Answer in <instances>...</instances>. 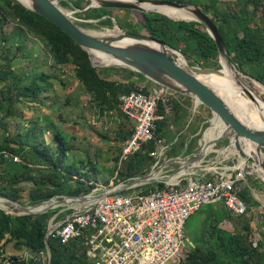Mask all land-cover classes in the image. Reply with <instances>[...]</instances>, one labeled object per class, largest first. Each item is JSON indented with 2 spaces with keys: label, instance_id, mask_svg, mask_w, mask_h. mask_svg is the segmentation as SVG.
<instances>
[{
  "label": "trees",
  "instance_id": "obj_1",
  "mask_svg": "<svg viewBox=\"0 0 264 264\" xmlns=\"http://www.w3.org/2000/svg\"><path fill=\"white\" fill-rule=\"evenodd\" d=\"M169 1L192 4L191 1L197 0ZM211 1V4L206 1L203 4L200 3V9L209 15L215 24L230 61L241 73L264 86V0H235L232 4ZM68 3L80 11L78 17L82 22H76L80 27L93 26L85 20L108 16L100 19L97 26L111 29L113 18L122 30L151 37L174 50H179L185 59H192V62L188 61L189 66L197 62H212L213 67L220 68L214 41L196 22L175 21L161 15L141 13L143 18L141 23H121L118 21L117 14L113 12L130 13L132 11L101 8L84 10L89 4L87 0H68V2H61V5L68 6ZM0 13L20 29L41 38L45 42L53 65L73 67L74 78L85 94L90 97V102L97 114L114 113L116 115L118 125L116 137L123 144L131 136L133 126L125 130L123 125L129 120L118 108V97L139 90L131 77L135 76L138 80H145V78L128 69L111 68L116 75L122 74V76L120 81L109 80L91 66L85 51L44 18L25 11L8 0H0ZM1 54L0 59L4 62V70L0 72V83L7 79L12 80V84L7 85L5 92L3 89L0 90V99L7 102L5 107L0 101V128L5 129L2 121L12 113L11 86L16 87L17 98H35L42 89L46 88L47 80L51 77L41 74L36 76L27 87L19 89L17 86L21 78L16 77L9 68L13 57L8 58L5 50H2ZM142 92L147 93V88H142ZM176 95V98H170L166 102H158L157 119L154 123L156 139L165 137L164 133L169 130L171 122L179 125L187 116L192 99ZM39 139L32 128L22 135H6L2 139L0 142V197L18 204L35 205L54 197L88 195L95 188L98 170L96 164L89 159L85 166H78L72 162L66 163L67 152L72 151L73 148L70 142L74 139L72 135L55 127L50 133L49 143ZM244 142L250 148L253 145L247 141ZM154 147L153 141L148 142L142 147L141 152L124 162L120 161V156L116 157L117 175L122 178H134L147 173L153 163L148 153ZM173 148L168 153L169 158L178 155ZM190 152L189 149L186 154ZM15 157L18 158V162L13 161ZM25 184H29L30 188H25ZM155 185L158 188L163 187L161 183ZM26 189L25 197H22ZM239 197L248 206L249 204L257 205L249 197L247 186L239 191ZM23 199L25 202L22 201ZM56 212L57 209H53L34 216H13L0 211V264H5L4 261L7 264H47L44 237L48 221ZM69 213L71 211H68ZM191 216L196 220L197 235L194 246L188 251L187 259L183 264H264V243L259 242L256 247L253 246L249 239L251 232L249 220L244 221L241 231L229 232L221 228L222 222L238 220L244 215L235 216L222 205L210 203L202 206L189 217ZM188 218L184 225L187 224ZM262 225L264 227V222ZM261 234L264 236L263 232ZM9 243L13 244L16 251L24 248L31 253V256L25 258L10 256L5 260L3 254ZM47 243L50 253L49 264H89L85 257L86 248L82 239L61 243L54 233H51Z\"/></svg>",
  "mask_w": 264,
  "mask_h": 264
},
{
  "label": "rangeland",
  "instance_id": "obj_2",
  "mask_svg": "<svg viewBox=\"0 0 264 264\" xmlns=\"http://www.w3.org/2000/svg\"><path fill=\"white\" fill-rule=\"evenodd\" d=\"M197 1H191V3L192 5H198L199 8H201V4L205 1L209 4L212 3L211 0ZM217 1L232 4L235 0ZM61 2H68V0H62ZM61 2L58 3V6L66 12L72 20L77 23L82 22V20L78 17V13H80L78 9H75L69 3L68 6H62ZM86 7L87 6H85L84 10ZM113 13L117 14L118 21L121 23L130 22L132 24H139L143 19L140 15L141 13L136 11H132L130 13ZM0 15V55H2L1 51L5 50V55H7L8 58L13 57V61L10 63L9 68L16 77L21 78V82L17 88L20 89L27 87L33 79L35 80L36 76L41 74L49 75L51 77V79L47 80L46 88L42 89V91H40L35 98H17L16 87L11 86L12 89L10 92L13 96V104L11 108L12 113L11 116L2 121V126L5 127V129L0 128V142L6 135H22L28 131L29 128H32L38 136V139L40 138V141L49 143L50 133L54 131L55 127H58L72 135L74 138L73 140H70L73 148L72 151L67 152L65 159L66 163L72 162L78 166H85L87 159H89L96 164V168L98 170L96 172L97 183L103 184L104 181H109L114 175V171H116L115 158L120 156L119 159L120 161L122 160L121 147L123 144L120 143L116 137V132L118 131L116 115L114 113H106L104 115L97 114L93 104L90 102V97L85 94L81 85L74 78L73 67L69 65L61 67L53 65L45 42L41 38L32 35L19 27H15V24L8 18H5L2 13H0ZM105 17L108 16H104L100 19H104ZM100 19L85 20L86 22L92 23L93 26L81 28L96 32H103L107 30L106 27L97 26ZM111 20L112 25H115V19L112 18ZM85 21L83 20V22ZM140 32L144 33L143 30H140ZM26 35L36 41L31 40L33 42L28 44L23 43ZM3 38L4 41H2ZM24 45H28L30 49L38 51L40 55L38 58L42 64L39 61L35 62V60H33L30 51L27 53L28 55L25 54V48H23ZM176 51L185 59L179 50ZM185 60L187 63L188 61L192 62L191 58H189V60ZM197 64L192 66L193 68L195 67L197 74H205L209 72L215 73L216 70L221 68L220 67L218 69L213 67L212 62H197ZM3 65L4 62L0 59L1 73L4 70ZM111 68L113 67H95L96 71L101 76H105L110 70L111 75L115 76L112 77V80L120 81L122 74H114ZM239 75L243 80L249 81L243 77L242 74ZM11 84V79H7L6 81L4 80L3 83H0V90L3 89L5 92L7 85ZM253 88L256 93L260 94L261 98L264 99V86L253 83ZM0 101L3 106H7L6 101L1 99ZM212 118L213 116L210 111L202 105H198L197 102L194 103V100L192 99V104L189 107L186 118H184L179 125H176L173 122L170 123L169 130L165 131V137H162L161 140L165 139L168 151L173 147L175 148V152H178L176 159L180 161L176 160V163L169 166L167 173H164L167 177L169 175L174 176L179 171L180 165L191 160L193 155L199 151L200 147H204L207 144L212 143V141L216 140L224 133L223 129H219L217 131H213L210 137H208L207 129L209 130L212 127ZM131 125L133 126V122L129 121L123 126L127 131L131 128ZM181 144H183V146ZM228 144L229 141L225 140L218 142L214 146L209 145L204 148L206 154L203 160L198 163L189 164V167H194V169L177 178H180L185 182L189 178H193L195 175H200L206 170H211L212 167L213 169L211 172L221 173L224 170L229 169L228 173L233 175L241 174L243 177L239 183V189L241 190L244 186H247L249 190V197L257 205L253 206L249 204L250 206H248L246 204V215L242 216L241 219L238 220L233 219L222 222L221 228L229 232L241 231V226L247 219L250 221V241L253 242V244H258L259 242L264 243V236L261 234L262 232L264 233V227L262 225L264 222V182L256 173L252 171L255 167L250 163L246 162L243 168L238 166L240 157H238L237 154L228 153L223 155L218 153V151L222 149H228ZM189 149L191 152L186 154V151ZM167 159H171V157L169 158L168 156ZM122 162H124V160H122ZM183 170H186V168H183ZM24 187L28 189L30 188V185L26 184ZM27 189L24 191V196L22 197H25ZM24 199L22 200L23 202H25ZM22 204L27 205V203ZM0 205L4 206L6 210H12V208L6 204L2 205L0 203ZM75 205L79 206L78 204ZM64 208H67V210L70 211L77 209L74 205H68ZM184 228L185 240H183L182 247L186 251H190L194 246V239L197 235L196 220H194L192 216L189 217ZM10 256L25 258L30 257L31 253L24 248L16 251L13 244L9 243L5 247L3 257L6 260ZM4 263L7 264L6 261H4Z\"/></svg>",
  "mask_w": 264,
  "mask_h": 264
},
{
  "label": "built area",
  "instance_id": "obj_3",
  "mask_svg": "<svg viewBox=\"0 0 264 264\" xmlns=\"http://www.w3.org/2000/svg\"><path fill=\"white\" fill-rule=\"evenodd\" d=\"M138 88L118 97L119 110L133 122L131 136L121 147V159L127 160L151 141L155 147L148 156L161 159L165 147L155 136L156 109L158 102L177 95L156 85L147 88V93L142 92L143 86ZM211 170L185 182L176 178L162 188L155 183L128 194H109L115 187H102L107 193L104 197L74 209L60 223L50 225V231L61 243L82 239L89 264H183L188 256L182 247L184 223L190 215L210 203L222 205L235 216L247 212L239 197L243 176L228 173L229 169Z\"/></svg>",
  "mask_w": 264,
  "mask_h": 264
},
{
  "label": "water",
  "instance_id": "obj_4",
  "mask_svg": "<svg viewBox=\"0 0 264 264\" xmlns=\"http://www.w3.org/2000/svg\"><path fill=\"white\" fill-rule=\"evenodd\" d=\"M8 1L18 5L25 11L39 15L65 33L78 47L87 53L92 67L95 68L97 66H102L92 59L90 52H97L106 55L116 62L115 64L110 65V67L124 68L140 74L151 84L163 87L181 96L189 97L194 100V103L197 102L198 105H202L208 111H210L212 116L216 117L224 126V133L216 140L212 141V143H209L204 147H200L199 151L195 153L191 160L187 162V167H183L181 164L179 170L188 168L189 164L201 162L206 154L204 148L208 147L209 145L214 146L218 142L228 140V146H230L233 140V147L237 151L238 157L244 158L245 163H250L254 167H260L264 172V161L259 163L258 160H255L250 156H245L240 147L242 140L247 141L255 145L256 151L259 154L262 153L264 155V128L248 126L238 119L234 111L228 106L224 99L212 87H210L198 77L199 74L196 73V69L192 66H189L187 61L180 54H178L176 50L151 37L122 30L117 24L113 25L111 29H107L108 32L106 33L103 32L96 34L91 33L88 30H84L58 6V3L62 0ZM93 1H95V4L92 3V0H89V4L86 9L101 8L109 10H128L136 11L142 14L161 15L175 21L196 22L204 28L206 33L214 41L218 52V63L220 67L224 61L238 74H242V76L249 81L258 83L248 75L239 72L232 64L227 55L224 42L215 24L212 22L211 18L196 5L182 4L169 0H132L133 2H124L119 0ZM143 4H150L154 7L166 6L178 9L184 8L188 10V12L193 16V19L179 20L171 18L156 10H146L142 7ZM114 29L119 30V33H114ZM177 54L182 57V63L178 62ZM218 71L219 70H216V72ZM262 101L264 103V99ZM254 169L252 171H254ZM157 170L158 168H153L146 177L134 178L130 183L126 184L125 187L112 190L109 192V194L121 193L127 188L137 185L138 183L144 182L153 184L157 182V179H153L152 174ZM170 176L171 175H169L167 179H160L158 181L161 183H167ZM259 177L264 182V177ZM106 194L107 193L105 192H101L100 194L93 196H91L89 193L88 195L79 197H57L56 199L52 198L39 202L35 205L18 204L7 198L0 197V203L2 205L6 204L12 208V210H6L5 208L0 207V211L13 216H34L46 213L59 206H66L68 204L76 203L80 206H83L87 204L88 200L93 201L95 199H100ZM50 234V226H48L44 237V243L47 248V264L50 262V253L47 243Z\"/></svg>",
  "mask_w": 264,
  "mask_h": 264
},
{
  "label": "bare ground",
  "instance_id": "obj_5",
  "mask_svg": "<svg viewBox=\"0 0 264 264\" xmlns=\"http://www.w3.org/2000/svg\"><path fill=\"white\" fill-rule=\"evenodd\" d=\"M124 2H133L132 0H119ZM92 3L95 4V1L92 0ZM27 5V4H26ZM142 7L146 10H156L160 13H163L171 18L179 19V20H192L193 16L188 12V10L184 8H171V7H154L150 4H143ZM114 33H119V30L114 29ZM91 33L100 34L103 32H108L107 30L103 32L90 31ZM91 57L95 60L100 66H110L115 64L116 62L109 58L106 55L90 52ZM177 60L179 63L183 62V59L180 55L177 54ZM195 68V67H194ZM203 82L212 87L228 104V106L234 111L235 115L240 119L243 123L248 126L264 128V103L260 94L256 93L253 88V83L258 84L254 81H246L243 80L240 75L230 66H228L224 61L222 63L221 68L218 72L215 73H199L198 76ZM211 128L207 131L208 137L213 133V131H217L219 129H223L225 131L224 126L220 123V121L213 117L211 119ZM232 140V139H231ZM241 151H243L245 156H250L255 160H258L259 163L264 161V155L262 153H258L256 151L255 145H252L250 148L243 140L240 143ZM219 154L226 155L230 154H238L237 151L233 147V140L228 149H222L218 151ZM245 165L244 158H239V167ZM261 177H264V172L260 167H255L254 171ZM92 202V200H88L87 204ZM74 207L78 208L79 206L75 205ZM0 207L4 208V206ZM34 210V209H32Z\"/></svg>",
  "mask_w": 264,
  "mask_h": 264
},
{
  "label": "crops",
  "instance_id": "obj_6",
  "mask_svg": "<svg viewBox=\"0 0 264 264\" xmlns=\"http://www.w3.org/2000/svg\"><path fill=\"white\" fill-rule=\"evenodd\" d=\"M14 26L17 27L16 25H14ZM31 40H34V39L31 38L30 36L26 35L25 40L23 41V43L28 44L30 42H33ZM34 41H36V40H34ZM25 45L23 47V48H25V51H24L25 54L28 55L27 53L30 51L33 60H35V62H38V61L40 62V60L38 58V56H40L38 51H34V50L30 49V47L28 45L27 46H25ZM16 46H17V44H16ZM31 56H28V57H31ZM40 63L42 64V62H40ZM114 74H116V73H114ZM104 77H106L109 80H112V77H115V76L111 75L110 70H109ZM131 80L135 81L137 86H143V87H146V88H149V87L153 86V84L148 82L146 79L145 80H138L137 77L133 76V77H131ZM158 141L161 143L162 146L165 147V150L163 151V156L161 157V159H157V160L151 158L153 163H152V166L150 167L149 171L147 173H145L144 175H139V176L134 177V178L146 177L148 175V173L153 168L154 169L158 168V170L154 171V173L152 174V178L153 179H157V182H155V183H161L158 180L167 179V175L164 174V173L165 172L167 173L169 166L170 165L172 166V164L176 163L177 161H180V160L176 159L177 156L176 157H171V159H167L168 158V153L170 152V150L168 151V147L166 145V141H165V139H163V140L158 139ZM182 164H183L184 167H187V165H188L187 162H184ZM119 168H117V169H119ZM192 169H194V167H188V168H186V170H183V169L179 170L174 176L171 175L170 178H168L167 183L168 182H172L177 177L187 173L188 171H191ZM114 172H115L114 175L111 177V179L109 181L106 180V181L103 182V184H98L97 181H96L95 188L90 193H93V194L95 193L96 195L100 194L102 192V190H101L102 187L109 188V187L113 186V187H115V189H120L122 187H125L126 184L130 183L132 181V179H134V178H122L119 175H117V170L114 171ZM155 183H153V184L144 183V182L143 183H138L137 185H134V186H132L130 188H127L126 190H124L123 192H121L119 194H128V193H131L133 191H144L147 188H150L151 185H154ZM161 184H163V186H164V183H161ZM56 198L57 197H54V199H56ZM68 205H73V204H68ZM68 205H66V206H68ZM216 205H219V204H216ZM64 207L65 206L56 207V208H60V209H57V212L49 219L48 226L57 225L62 220H64L66 217H68L70 214H72L73 210L71 211V213L68 214V211H70V210H67V208H64ZM184 234H185V228H184Z\"/></svg>",
  "mask_w": 264,
  "mask_h": 264
}]
</instances>
